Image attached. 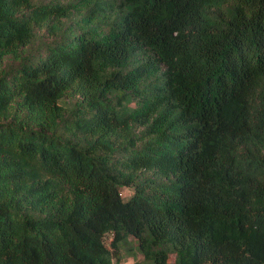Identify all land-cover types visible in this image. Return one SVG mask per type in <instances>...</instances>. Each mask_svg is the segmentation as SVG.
I'll list each match as a JSON object with an SVG mask.
<instances>
[{"label": "trees", "instance_id": "obj_1", "mask_svg": "<svg viewBox=\"0 0 264 264\" xmlns=\"http://www.w3.org/2000/svg\"><path fill=\"white\" fill-rule=\"evenodd\" d=\"M125 257L264 264V0H0V264Z\"/></svg>", "mask_w": 264, "mask_h": 264}, {"label": "rangeland", "instance_id": "obj_2", "mask_svg": "<svg viewBox=\"0 0 264 264\" xmlns=\"http://www.w3.org/2000/svg\"><path fill=\"white\" fill-rule=\"evenodd\" d=\"M121 193L123 195V197H127L128 195H130V191L128 189H122ZM114 264H134V259L130 258V257H125L121 262L117 263L114 260Z\"/></svg>", "mask_w": 264, "mask_h": 264}]
</instances>
